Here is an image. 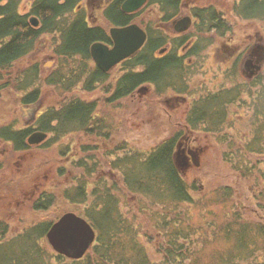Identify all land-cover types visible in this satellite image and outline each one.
<instances>
[{
    "label": "trees",
    "instance_id": "16d2710c",
    "mask_svg": "<svg viewBox=\"0 0 264 264\" xmlns=\"http://www.w3.org/2000/svg\"><path fill=\"white\" fill-rule=\"evenodd\" d=\"M25 1L0 0V92L12 86L22 93L20 99L26 105L41 99L44 84L62 96H71L59 102V106H47L38 118L37 127H0V141L12 142L14 151L27 152L50 147L51 141L57 142L72 133H82L90 139L87 144L79 145L80 148H73L71 158L68 156L71 146H61L60 160H65L66 165L58 166L57 175L71 180L66 179L68 185L58 191L42 189L33 200L32 208L47 211L62 198L73 208L72 211L90 221L97 237L84 257L71 260L57 254L50 246L45 247L49 245L46 241L48 230L64 212L53 219L32 223L15 234H11L8 224L1 221L0 264H156L140 241L141 227L135 223L134 216H129L131 212H124L122 207L126 208L134 200L141 207L139 212H143L144 198L147 204H162L175 210L181 204L194 203L191 191L196 186L189 185L183 176L175 161V151L187 129L191 132L203 131L205 138L223 133L231 108L226 105L231 98L229 94L227 97L219 96L227 92L223 90L211 98H201L195 105L191 102L184 121L178 123L182 128L176 125L173 133L146 150L132 147L126 136H122V141H111L114 128L98 110L101 100H86L74 96L73 92L76 89L85 92L100 89L106 105L144 93L146 86H152L156 95L172 91L191 97L194 68L205 66L203 52L228 32L235 33V20L215 3L201 5L193 0L197 2L195 4L199 3L191 10L195 19L193 31L188 36L170 38L161 26L178 17L183 0H149L145 8L135 14L122 11L124 0H110L104 10L107 24L122 26L138 21L148 32L144 47L122 61L120 72L113 73L102 71L91 56V46L95 42L113 43L110 26L91 23L86 10L81 7L82 0H30L29 7ZM231 3V17L264 23V0H231ZM148 9L152 16L146 22L141 13H146ZM33 16L40 20L36 27L30 20ZM210 33L213 36L208 40L206 35ZM44 35L51 36L56 57V65L44 81L40 63H33L27 68L17 67L18 78L2 79L15 63V66L18 65L35 50ZM250 36L248 34V38ZM193 39L195 41L183 50ZM247 43L250 44L251 40ZM169 44L164 54L158 53ZM235 92H238L237 88L233 89L232 95ZM246 92L247 99L243 103L252 112L249 116H264V72L260 71L249 80ZM262 126L260 129H263ZM36 129L50 132L53 136L44 144L32 147L27 139ZM94 138L105 142L104 153L93 154L101 149L93 141ZM258 138H255L253 149H248L263 154ZM242 151L244 149L239 152ZM232 164L236 169H242L238 163ZM258 171L261 182L256 193L264 209V168ZM114 172L119 173L121 178L117 180ZM105 173L111 177V183L105 178ZM117 192L125 194L127 200L124 201ZM212 193L209 200L227 205L234 192L232 186L226 185ZM155 216L150 215V220L157 236H146L149 242L157 243L156 251L163 257L159 264H201L202 252L213 245L216 249L210 256L211 264H245L247 261V264H264V253L250 261L252 254L260 250L258 248H264V223L249 221L243 214L236 213L219 225L211 219L207 225L217 229L212 235L205 236L204 227L189 224V215L184 219L177 215L172 221L166 214L159 217L156 213ZM201 234L203 236L199 237ZM218 245H223V248H217Z\"/></svg>",
    "mask_w": 264,
    "mask_h": 264
},
{
    "label": "rangeland",
    "instance_id": "374dc122",
    "mask_svg": "<svg viewBox=\"0 0 264 264\" xmlns=\"http://www.w3.org/2000/svg\"><path fill=\"white\" fill-rule=\"evenodd\" d=\"M29 1L30 0L25 1L28 7L30 6ZM191 1L193 0H184V4L188 6ZM196 1L200 2L201 5L215 3L218 7L225 10V13H227L232 20H235L234 23L236 24L235 33H232V35L230 34L231 36L227 34L223 40H214L213 46L210 45L203 52L206 59L204 58L205 66L201 67V69H208L207 73L196 71V68H194L196 72H192L193 77L192 74H190V77H192L191 84H195L194 87H196V83L199 86L201 83L204 84V82H206V85H209V88L214 90L221 87L222 83H226L225 78L229 71L235 68V62L238 59V51H236L237 49H235V46L239 44L238 37H241V40L246 38L244 39L246 41L249 39L254 40L255 44L260 42L264 50V23L258 21H243L231 17V0ZM89 9L94 15L95 10L92 8ZM186 9L188 11V8ZM146 13V16L151 15L148 12ZM186 13L187 12H185L184 15L190 14L189 12ZM97 15L99 17L97 22L99 21L102 24L110 26L107 24L100 10H98ZM143 15L144 14H142V16ZM248 34L251 35L250 38H248ZM212 36L213 34L210 33L206 35V38L209 40ZM53 45L54 43L50 35L42 36L35 50L29 56L21 60L15 67L27 68L33 63H40L43 82L47 77L46 75L49 74L56 65ZM248 55L243 57L241 62H239V64L241 63L240 65L244 66L246 60L250 59ZM16 68H14V70ZM121 70L122 66L118 67L116 72H120ZM261 72H264V66ZM235 78L239 81L241 76H236ZM173 93L172 91H168L166 94L156 95L154 91L148 93L145 91L141 94H135V96L131 98L120 100L113 105L104 104L102 101L104 96H102L103 93L100 89L93 92H85L81 89H76L73 95L86 100H101L98 110L102 113L101 116L107 119L108 122H111L114 128L111 141L116 140V142H119L122 141L120 140L122 136H126L128 139L127 141L132 147L147 150L153 147L155 142L173 133L176 125L182 128V125L178 123L184 121L191 101L188 96L173 100ZM21 95L22 93L12 86L1 90L0 127L13 125L18 129L21 127L24 128L30 124L37 127L38 120H34L33 117H31L32 115L37 114L40 116L46 111L47 106L54 104L59 106V102L64 100L67 96L69 98L71 96L69 94L67 96H62L55 89L44 84L43 96L39 102L40 105L34 109L33 107L28 108V106L23 105L20 99ZM170 99L172 102H167V100ZM230 111H232L230 112V118L233 122L229 119V122L224 127L223 133L218 135L213 134L211 137L205 138V135L193 133L187 129L181 140V142H185L186 140L184 138L190 132L193 133V136H196L201 143L200 148L202 151L196 153L195 156L198 165L191 161V158L185 153L188 159V166L181 167L182 174L189 185L196 186V188H193L191 191L194 203L181 204L179 209L175 210L173 207L168 208L162 204H147L144 198L143 212H139L141 207L137 205V202H134V200H131L130 203L126 205V208L122 207L124 212H131L129 216L131 218L134 216V220L136 221L134 222L138 223L141 227L140 241L145 245V251L146 253L148 252L152 262L159 264L163 257L159 256L156 251L157 243L153 241L149 242V238L146 236L147 234L152 238H156L157 236V232L150 220V215H153L155 218L156 213L159 217L160 215L166 214L170 221L176 219L177 215L182 217L181 219L189 215V218H187L189 224L195 227H204L203 233H205V236L212 235L213 231L217 229L207 225L211 219L219 225L224 221L230 220L231 215L236 213L243 214V217L249 221L264 223V209L260 206L258 202L260 200L257 199L258 194L256 193L261 182L258 170L264 168V153L260 154L248 149H253L255 138L259 136L260 141L258 145L261 150L264 151V126H262L263 129H260V125H264V116L255 117L256 119L250 117L249 115H251L252 112L250 113L251 110L247 105L231 107ZM24 117L26 118L24 119ZM183 124L185 126V123ZM52 136L53 134L49 133V138ZM89 140L90 139L82 133H72L67 137L60 138L57 142L51 141L49 144L50 147L33 149L23 153L14 151L12 145L8 143V141H0V222L2 221V223L8 224L11 234H15L19 230L21 231L22 228L32 223L40 220L53 219L62 212L72 211L73 208L68 206L62 198H59L58 202L47 211L34 210L32 208V202L42 189L58 191L68 185L67 180H71L57 175L58 166L64 167L66 165L65 160H60L61 155L59 150L61 146H71L68 152V156L71 158L72 149L75 147L80 148L79 145H85ZM93 141L95 144L98 143L101 148L93 154L97 155L100 151L104 153L105 142L98 141L96 138H94ZM246 147L247 150L245 149ZM243 149L244 151H242V153L239 152ZM225 152L228 153L226 157ZM232 163H238L240 165L239 167L242 169H236ZM67 168L70 169L69 164ZM106 170L108 171V169ZM114 174L117 180L121 178L119 173L114 172ZM104 176L107 181L111 183V177L106 176V173ZM117 184L118 183L115 181L116 186ZM226 185L232 186L234 192L231 196L232 199L227 205L213 203L208 199L217 188ZM117 194L123 197L122 199H124V201L127 200L125 194H119L118 192ZM188 222L186 223L188 224ZM202 236V234L199 235V237ZM48 246L49 245H46L45 247ZM224 246H226V244H224ZM217 248H223V245H218ZM215 249V245H213L202 252L201 264L212 263V257L210 256ZM258 249L260 250H256V253L252 254L250 261L255 260L264 253L263 247ZM247 263H249V261L245 264ZM68 264H70V262Z\"/></svg>",
    "mask_w": 264,
    "mask_h": 264
},
{
    "label": "water",
    "instance_id": "95a60500",
    "mask_svg": "<svg viewBox=\"0 0 264 264\" xmlns=\"http://www.w3.org/2000/svg\"><path fill=\"white\" fill-rule=\"evenodd\" d=\"M148 0H125L123 11L132 13L142 8ZM34 26L39 23L35 17L31 18ZM191 24L189 17L179 22L177 29L179 31L187 29ZM114 45L110 47L102 42H96L91 47V55L96 64L108 71L118 65L124 59L138 52L147 40L146 31L138 24L131 23L126 26L112 27L110 29ZM246 67L251 69V60H248ZM257 70L261 65L254 66ZM48 134L42 131L33 133L29 142L39 144L47 138ZM192 161L198 165L194 151H189ZM176 163L181 167L188 166L187 157L182 155L180 144L175 152ZM47 239L53 249L68 258L80 259L93 245L96 239V231L91 223L83 216L75 212L64 213L55 221L47 233Z\"/></svg>",
    "mask_w": 264,
    "mask_h": 264
},
{
    "label": "flooded vegetation",
    "instance_id": "af4514ba",
    "mask_svg": "<svg viewBox=\"0 0 264 264\" xmlns=\"http://www.w3.org/2000/svg\"><path fill=\"white\" fill-rule=\"evenodd\" d=\"M109 1L110 0H84V2L87 5H89L90 8L94 9L97 13H98V10H100L102 12L103 17H104V10H105L107 4L109 3ZM148 1H147V3H148ZM147 3L142 8H140L139 10H137L135 12H132V13H127V14H135V13L140 12L141 10H143L145 8V6L147 5ZM195 3L196 2L191 1L190 4L188 6H186L184 4V2H183V4L181 5V12L178 15V17L175 18L171 23H168V24H165V25L161 26V29L163 30V32L166 33L167 35H169L170 38L181 37V36H188L193 31V26H194V22H195V19H194V17L191 14V10H192L193 7H196L199 4V3L198 4H195ZM186 8H188V11H187ZM145 12L150 13V10L148 9ZM185 12H187V13L189 12L190 14L189 15H184ZM142 14H144V15L142 16ZM141 16H142L141 18H143V17L146 18V22H148L149 21L148 19L152 16V14L150 16L149 15L146 16L145 13H141ZM187 17H189L191 19L190 26L187 29H185V30L179 31L177 29L178 23L181 22V21H183ZM88 19H89V21L91 23H96V24L100 23L99 21L97 22V20H99V17H98L97 14H94V15L93 14H90V15H88ZM135 22H138V21H135ZM100 24H102V23H100ZM129 24H127V25H129ZM114 26H118V25L110 26V29L112 27H114ZM122 26H126V25H122ZM118 27H121V26H118ZM143 28L145 29L144 26H143ZM171 29H172V31H171ZM145 31L147 32L146 29H145ZM110 36H111V34H110ZM238 38H239V44L237 46H235L236 47L235 49H237L236 51H238V54H237V57H238L237 60L238 61L236 60V62H235V68H233L232 70H230L229 73H228V75H227V77L225 78L226 83L225 82L222 83V86L221 87H219L218 89H214V90L213 89H210L209 88V85H206V82H204V84L201 83V85H199V86L196 83V87H194L195 84L194 85L192 84L194 90H193L192 96L191 97L189 96L190 101L192 102V104L193 103H194V105L197 104V102H199L201 98H205L206 96H208V97L211 98L212 95H215V94L216 95H219L218 93H221V91L226 90L227 91L226 93L220 94L219 96H221V97L222 96L227 97L226 95L229 94V98H231V102H230L231 104L228 103L226 105L227 108L229 106L230 107L244 106L243 100L247 99L246 85H247L248 81L249 80H252L255 76H257L258 73L263 68H261L260 70H257L255 67H252L251 69H249L248 67H246V65H247L246 62H245V65L244 66L240 65L241 63L239 64V62H241V60L243 59V57H246L249 54L248 56H250V58L252 60V64L251 65L252 66H256L257 63H262V61L264 59V50H263L262 44H260V42H258L257 44H255V41L252 40V42L250 44H248L247 41L244 40L246 38H244L243 40H241V37H238ZM223 39H225V37ZM223 39H221V40H223ZM147 40H148V32H147ZM194 41H195V39L191 40L186 46H184L183 50H185ZM98 42H101V41H98ZM105 44H107V43H105ZM213 44L211 46H213ZM107 45H110L112 47L113 46V43L112 44H107ZM169 47H170V44L167 45L166 47L162 48L161 50H159L158 53L159 54H164L169 49ZM182 52L183 51L181 49V53ZM121 63H119L118 65L114 66L110 70L104 71V72H111L112 71L113 73H118L119 71L118 72H116V71H117V68L121 66ZM237 64H238V68H237ZM198 70L199 71H203L206 74L208 69L207 70H203V69L201 70V68L199 69V67H198L196 69V71H198ZM236 76H241V79L239 81L236 80V78H235ZM234 88H237L238 89V92H235V94L232 95V91H233ZM145 91H147V93L150 92V91H153L152 90V86H146V90ZM184 96L186 97L187 95L173 93V98L172 99L175 100V99H177L179 97H184ZM232 98H233V101H232ZM40 101H41V99H39L37 101L38 103L35 102V103L29 104V105H26V104H23V105L28 106V108H32L33 107L35 109L37 106L39 107V105H40L39 102ZM167 102H172V100L171 99L170 100H167ZM190 105H191V103H189V106ZM230 112H232V111H229V115L227 114V116H226V119H225V123L226 124L229 122V119L231 120V118H230ZM40 116H38L36 114V115H32L31 117H33V119L34 120L36 119V121H37L38 120V117H40ZM25 118L26 117H24V119ZM29 119H30V117H29ZM29 119H28V121H29ZM231 122H233V120H231ZM28 126H31V124L28 125ZM28 126H26L24 128H27ZM18 129H23V128L21 127V128H18ZM35 131H40V129L39 130L36 129V130L32 131L29 134V137L27 139V142L29 144H31L29 142V138H30V136L33 133H35ZM193 133H197V134L201 133V134H203L204 132L203 131H195ZM193 133H190L189 132L187 134V136L184 138L186 141L182 143V146H183L182 149H183V152H185V151L186 152L194 151V154L196 155V153H200L202 150L200 148L201 147L200 141L198 140V138L196 136H193ZM211 136L212 135H209V137H211ZM45 142H42V143H39V144H31V146L32 147H38V146L44 144ZM9 143H12V142H9Z\"/></svg>",
    "mask_w": 264,
    "mask_h": 264
},
{
    "label": "bare ground",
    "instance_id": "6f19581e",
    "mask_svg": "<svg viewBox=\"0 0 264 264\" xmlns=\"http://www.w3.org/2000/svg\"><path fill=\"white\" fill-rule=\"evenodd\" d=\"M125 2V0L122 2V4H121V9H122V11H123V3ZM81 7H83L85 10H86V13H87V15H90V14H92V12L90 11V6L89 5H87L85 2H84V0H82L81 1ZM94 14H97V12L95 11V13ZM36 19H37V21H38V23H40V20H39V18H37L36 17ZM111 32H110V28H109V34H110ZM232 35V33H230V32H228V35ZM230 35V36H231ZM16 64V63H15ZM15 64L13 65V68L12 69H10L9 70V72H7L6 74H4L3 75V77L4 78H9V79H14V78H18V76H17V74H16V69L14 70V68H16L15 67ZM12 67V66H11ZM16 89V88H15ZM42 96H43V91L41 92V96H40V98L42 99ZM36 103H38V102H36ZM54 105H56V104H54ZM6 126H10V125H5V126H2V127H6ZM12 126V128H14V129H17V128H15L13 125H11ZM24 129V128H23ZM45 133H47V134H49L50 132H47V131H44ZM9 143V142H8ZM11 145H13V143H10ZM29 145H31V144H29ZM20 153H23V151L22 152H20ZM63 264H64V262H63Z\"/></svg>",
    "mask_w": 264,
    "mask_h": 264
}]
</instances>
